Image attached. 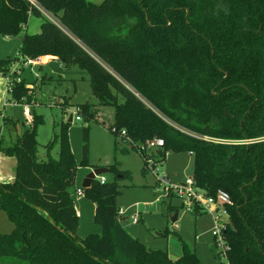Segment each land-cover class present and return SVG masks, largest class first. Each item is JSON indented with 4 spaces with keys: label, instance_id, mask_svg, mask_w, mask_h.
Segmentation results:
<instances>
[{
    "label": "trees",
    "instance_id": "16d2710c",
    "mask_svg": "<svg viewBox=\"0 0 264 264\" xmlns=\"http://www.w3.org/2000/svg\"><path fill=\"white\" fill-rule=\"evenodd\" d=\"M36 1L40 7L0 0V37L23 33L33 15L42 20L39 32L24 34L16 57H0V71L8 73L20 55H52L66 68L88 70L98 104H80L82 119L109 129L116 145L130 139L144 169L147 154L139 148L150 139H164L157 154H193L196 185L211 196L219 190L231 196L224 229L230 264H264V0H227L218 13L220 0ZM26 85L15 80L10 100L28 98ZM100 107L112 108L108 122L99 120ZM43 121L33 117V127L11 145L0 136V150L18 159L15 180L0 182V209L14 224L0 232V264H201L187 247L174 261L123 227L119 175L129 173L116 165L109 166L113 181L96 178L83 188L102 231L80 236L69 121L47 145L60 143L59 158L49 151L39 160ZM84 131L87 139L89 127ZM88 153L87 143L84 165Z\"/></svg>",
    "mask_w": 264,
    "mask_h": 264
},
{
    "label": "rangeland",
    "instance_id": "374dc122",
    "mask_svg": "<svg viewBox=\"0 0 264 264\" xmlns=\"http://www.w3.org/2000/svg\"><path fill=\"white\" fill-rule=\"evenodd\" d=\"M44 13L47 17L52 16L46 11ZM40 22L41 19L33 15L30 19V32L37 24L41 25ZM18 41L19 37L7 42L0 37V57H16L19 54L16 52ZM20 71V78L26 81L27 96L32 103H28L29 99L26 97L21 100H10L9 97L8 101L12 106L7 108L4 115L0 113V136L4 137V143L13 140V144L21 133L31 129L33 123L29 121L26 111L29 108L32 117L42 116L44 119L37 125L39 160L47 159L49 151L53 157L59 158L60 143L56 142L50 150L47 145L60 132L61 122L68 123L70 116H73V120L68 123V137L78 169L70 192L79 216L80 236L101 233L102 227L94 222L96 203L88 199L84 192L79 194L78 189H83V181L92 169H110L109 166L116 165L122 172L129 173L128 177L119 180L121 193L117 198V205L121 210L119 217H123L121 224L133 237L138 238L148 248L167 250L174 261L184 254L187 247L198 255L201 264H230L223 242L218 240L220 236L214 235L218 223H223L227 215L221 210L204 209L198 214L190 206L187 195L174 192L177 185L186 183L192 177L193 154L187 150L168 151L163 156L152 151L154 155L149 157L151 167L144 169V157L127 142L118 139L116 145L114 134L102 124L76 119L80 104H98L88 70L79 65L66 68L57 59H52L42 65L24 66L22 63ZM98 115L100 121L108 122L109 117L112 119V108L100 107ZM87 126L89 132L86 139L84 128ZM87 143L89 161L84 165L82 159ZM102 175L108 181H113L116 174L109 170ZM172 191L175 195H171ZM176 209L179 216L174 222L172 217ZM135 216L139 218L138 222H134ZM13 228L14 224L7 213L0 209V232L9 233ZM13 260V257L4 259L6 262Z\"/></svg>",
    "mask_w": 264,
    "mask_h": 264
},
{
    "label": "built area",
    "instance_id": "2783aa9c",
    "mask_svg": "<svg viewBox=\"0 0 264 264\" xmlns=\"http://www.w3.org/2000/svg\"><path fill=\"white\" fill-rule=\"evenodd\" d=\"M31 3H33L36 6H39V4L37 3L36 0H30ZM40 7V6H39ZM50 14V13H49ZM51 15V14H50ZM49 16V15H48ZM51 19H53V16H49ZM22 60V61H20ZM41 60V57L37 58V59H24L23 56H19V59L15 60L12 65H11V69L8 73H4L3 71H0V76L4 77L7 82H8V86H9V92L11 91V87L13 86V83L16 81H20L21 80V76H20V67L21 64L23 63L24 66H27L29 64H36ZM29 108L26 109V111H28ZM29 115L30 118L32 120L29 121L32 123L33 122V117L31 115V112L29 110ZM77 120H81L82 117L81 115L78 113L76 116ZM125 131H122V135H125ZM206 139L209 140H213L210 137H206ZM131 147L133 145V143L131 142L130 139H126V141ZM164 146V139L162 138H154V139H150L147 140L146 143L142 144L140 146V150L146 152L147 154V161H148V167H151V158H149L150 156H153V152L152 151H156L160 150L162 147ZM150 151V152H149ZM150 164V165H149ZM98 180H100V182L104 183L107 181V179L105 178V176L100 175L97 177ZM83 192V189H78V193L81 194ZM175 193H179V195H187V197L190 199V206L193 207V209L195 207H200V209H204L206 211H219L221 210L224 214L227 215V219L223 221V223L219 224L217 226V230L214 232L215 236H220V238L218 239L219 241H222L223 245H224V249L226 251V245H225V237H224V229L227 226V221H228V206L232 205V199L231 196L228 192L224 191V190H219L217 192V194L215 196H211L208 195L206 193V191L202 188H200L199 186L196 185L195 180L193 177L188 178L186 183H181L179 185L176 186V191H174ZM121 211V210H120ZM217 220V218H216ZM139 218L137 216L134 217V222H138Z\"/></svg>",
    "mask_w": 264,
    "mask_h": 264
},
{
    "label": "crops",
    "instance_id": "0c3cea01",
    "mask_svg": "<svg viewBox=\"0 0 264 264\" xmlns=\"http://www.w3.org/2000/svg\"><path fill=\"white\" fill-rule=\"evenodd\" d=\"M31 18H32V16L30 17V19ZM30 19H29V23H28V25L25 28L23 33H21V34H19L17 36H1V37H3L5 42L11 41V39H13L15 37H19V41L17 42V45H16L17 46L16 48H18L16 52H18V53H19V47H20V45L22 43V39H23L24 34L25 33H37V32L40 31V26L41 25L37 24L35 26V28L32 29V32H30V30H31L30 29L31 28ZM39 19H41V18H39ZM7 57H11V55H9ZM2 58H6V56L2 57ZM52 59H57V57H54L52 55L42 56L41 60L38 63L31 64V65H42V64H44L46 62H50ZM9 97H10V92H9L8 82H7V80L4 77L0 76V113L3 114V115H4V112L7 110V108L9 106H12V104H9L10 103L8 101ZM3 139H4V137H3ZM9 141H10V143L7 142V141H5V143L7 145H9V144H11L13 142V140H9ZM17 166H18V159H17L16 156L8 155L5 152L0 150V182H13L15 180V178H16Z\"/></svg>",
    "mask_w": 264,
    "mask_h": 264
},
{
    "label": "water",
    "instance_id": "95a60500",
    "mask_svg": "<svg viewBox=\"0 0 264 264\" xmlns=\"http://www.w3.org/2000/svg\"><path fill=\"white\" fill-rule=\"evenodd\" d=\"M229 6V4H228V2H227V0H220V4L218 5V7H217V13H218V10L220 9V8H223V7H228ZM27 117L30 119V120H32L31 118H30V115H29V110L27 111ZM73 120V116L71 115L70 116V118H69V121H72ZM159 154H161V152H159ZM109 168H107V167H96V168H94V169H92L90 172H89V174L86 176V178L84 179V181H83V184H82V187L83 188H87V187H89L94 181H95V179L98 177V176H100V175H102V174H104V173H106V172H109ZM124 176V174H120L119 175V177H123ZM178 216H179V211L177 210L176 212H175V215L172 217V220L175 222L177 219H178ZM123 219V217H120V220H122Z\"/></svg>",
    "mask_w": 264,
    "mask_h": 264
}]
</instances>
